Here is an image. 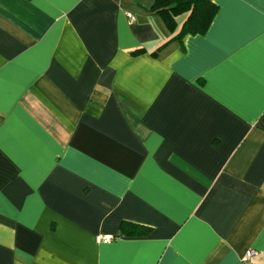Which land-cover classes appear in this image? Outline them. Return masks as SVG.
Here are the masks:
<instances>
[{"label":"crops","instance_id":"crops-1","mask_svg":"<svg viewBox=\"0 0 264 264\" xmlns=\"http://www.w3.org/2000/svg\"><path fill=\"white\" fill-rule=\"evenodd\" d=\"M153 1L0 0V264H264V0Z\"/></svg>","mask_w":264,"mask_h":264},{"label":"trees","instance_id":"trees-1","mask_svg":"<svg viewBox=\"0 0 264 264\" xmlns=\"http://www.w3.org/2000/svg\"><path fill=\"white\" fill-rule=\"evenodd\" d=\"M218 6L213 0H154L150 11L158 14L168 30L175 32L173 39H182L186 34H202L208 29ZM184 20L178 28V18ZM141 49H137L138 52ZM151 231L147 225L123 221L115 236H145Z\"/></svg>","mask_w":264,"mask_h":264},{"label":"built area","instance_id":"built-area-1","mask_svg":"<svg viewBox=\"0 0 264 264\" xmlns=\"http://www.w3.org/2000/svg\"><path fill=\"white\" fill-rule=\"evenodd\" d=\"M131 17V15H129ZM107 238V237H105ZM256 254V251L254 249H248L246 250V252L244 253L241 262L242 264H258V263H254L252 261V257Z\"/></svg>","mask_w":264,"mask_h":264}]
</instances>
